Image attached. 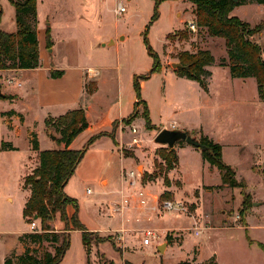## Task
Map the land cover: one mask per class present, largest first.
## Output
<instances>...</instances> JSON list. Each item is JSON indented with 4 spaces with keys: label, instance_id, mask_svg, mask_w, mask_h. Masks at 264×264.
<instances>
[{
    "label": "rangeland",
    "instance_id": "1",
    "mask_svg": "<svg viewBox=\"0 0 264 264\" xmlns=\"http://www.w3.org/2000/svg\"><path fill=\"white\" fill-rule=\"evenodd\" d=\"M117 1L123 2L126 7V12L120 16L114 15L112 10ZM12 6L9 5L8 0H0L5 29L10 27L13 16L15 19V8ZM36 9V20H39L43 30L45 28L51 30L49 33L51 32L52 38L57 39L55 40L57 46L69 38L71 47L76 52L80 51L73 60L55 56L54 60L62 65L72 61L95 65L99 59L90 52L92 45L96 44L100 38L116 36L117 33L126 37L119 46L120 68L124 70L126 65L130 64L131 69L135 68L137 76L145 75L152 66L153 59L149 50L157 55L160 69L162 64L172 69L169 62H177L178 54L184 50L209 49L215 59L214 65H219L222 58L226 59V49L223 43L216 39L217 37L209 36L204 28L197 26L195 30L188 28V23L195 20L194 15H191L193 5L188 1L36 0ZM237 11L239 19L249 22L251 27L263 22V28L253 34L252 40L261 46V55L264 58V9L249 4L239 7ZM131 55L130 62L128 56ZM114 57L116 58V55ZM114 57L107 60L111 66L115 65ZM215 69L212 84L217 86L215 98L218 101V113L222 124L219 130L223 134L225 143L229 140L239 142L236 153L230 146L225 145L224 158L234 168L237 181L242 180L246 186L245 181L240 178L242 177L247 180L250 187L255 184L254 190L249 194L246 188H229L223 196L228 202H224L220 194L215 196L216 204L221 208L224 207L230 217L226 222L227 227H221L217 218L208 219L203 216L204 209L196 199L200 197L198 193L200 191L194 190L195 188L203 189L205 204L208 207L211 197L207 194V190H212L216 186H202V183H218L220 180L218 173L209 172V167L203 168L189 155H181L179 162L177 158L174 165L176 170L170 173V170H162L159 164L164 163L157 153L159 149L168 147L156 143L154 145L153 132L146 128L144 118L140 115L142 108L139 105L138 115L131 124L136 126L137 133L143 138V142L138 147L122 149L125 158L121 161L113 160L111 184L115 180V186L119 185L123 170L128 171L135 165L138 172H142L144 167L148 168L149 171H143L144 181H150L148 184L154 188L156 185L153 182L156 183V179L159 178L163 186H172L173 189L169 191V200L183 202L187 212L171 211L159 215L152 214L151 220L139 224L142 227L152 228L157 235L151 238L148 245L143 244V233L139 230L125 235L122 248H119L116 242H110L114 241L112 235L96 232L88 233V244L84 246L81 231L73 229L70 231L69 246L58 264H178L181 261L204 263L212 256L216 257L219 264H264V255H261L259 248L248 246V236L264 242V206L256 208V213L249 215L245 208L243 209L242 202L239 205L241 197L243 198L240 194L242 191L248 194L249 202L254 198L259 202L264 197L262 194L264 190V98L258 87L256 92V82L253 78L231 79L227 78V68ZM160 71L151 73L143 80L145 81L143 90L140 85V98L147 106L148 118L152 126H155L160 118L168 117L169 112L166 107H171L175 92L178 93L180 90L179 86L172 83L168 71ZM125 79L126 75L122 71L120 79L122 86ZM87 83L90 84L89 87L94 85L92 82ZM132 92L136 99L133 83ZM124 93L123 98L127 100L129 93ZM123 111L127 113L128 107H124ZM130 125H125L123 130L120 129L124 141L131 138V133L128 131ZM46 132L53 134L56 138L58 136L52 129L46 128ZM189 132L192 136L195 135L194 132ZM17 144L20 147L19 158L14 159L12 155H0V210L8 212L14 225L26 228L27 222L20 217L19 204L27 192L22 190L19 184L20 177L24 173L20 159L24 158L27 149L25 142L18 140ZM182 144L190 145L185 141H178L175 145ZM151 148L155 149L151 150ZM194 148L200 153L198 148ZM138 152H143L141 157L136 156ZM203 162L207 164L204 160ZM177 173L181 174L180 177L185 181L183 190ZM165 176L169 180V186L164 183ZM261 184H263L262 187ZM88 188L90 193L85 192ZM66 190L76 199L77 217L79 216L78 219L84 227H98L99 224L94 223L97 213L95 211L99 206L105 210L104 204L110 196L103 195L96 182H80L75 179L69 181ZM231 191L234 195L233 201L230 200ZM7 196L12 198L11 203L5 200ZM67 216L69 217L70 214L67 213ZM242 216L248 222V231L237 226L243 223ZM50 224L56 231H61L63 228L58 215ZM27 229L31 230L29 223ZM8 242H10L9 239L6 243ZM27 244L30 252L38 256L43 250L53 253V248L48 243H44L41 247L37 243L28 241ZM158 244H164L162 252L157 248ZM24 248L18 241L13 253L22 254ZM16 260V256H12V261Z\"/></svg>",
    "mask_w": 264,
    "mask_h": 264
},
{
    "label": "crops",
    "instance_id": "2",
    "mask_svg": "<svg viewBox=\"0 0 264 264\" xmlns=\"http://www.w3.org/2000/svg\"><path fill=\"white\" fill-rule=\"evenodd\" d=\"M126 1L130 2L131 0ZM249 4L257 5L264 9L263 4L245 3L235 6L231 10L230 15L240 18L237 13L238 8ZM9 5H11L10 2ZM112 10L114 13V7ZM191 15H193V13ZM180 21L182 22L183 18L180 19ZM3 23L4 21L2 12L0 19V29L6 32L16 31L17 26L14 16L10 21L9 28L5 29L3 27ZM46 29L47 28L43 30L41 28L39 20L37 19L36 35L38 42V54L40 58L39 67L30 69H0V145L2 142H5L11 144V146L14 147V149L0 148V155H12V158L14 159L19 158L20 147L17 144L18 140L25 142L24 145L27 149V152L24 153V158L20 159V162L23 164L24 173L23 176L20 177L21 183L19 185L21 186L22 190L27 192V195L19 204L20 217L24 219L22 216V208L29 196V189L23 187L24 177L29 174L31 170L38 164V151L32 148L31 141L33 139L37 141L38 150L63 148L64 145L62 143L58 144L56 142V137L55 139L50 138L49 134L46 132L44 120L48 116L57 117L68 110L81 107L84 109V114L86 120L90 124V127L80 132L72 140L68 148L80 149L91 136L100 132H104L105 134L95 139V141H93L88 146L80 163L74 171V174L64 186V192L70 196L66 189L71 179H75V181L77 180L80 182L98 183V186L101 188V193L110 197L106 199L107 201L104 204L105 210L99 206V208L95 211L97 213L95 214L94 223L99 224L98 227L85 228L89 232L112 235L114 242L117 243V246L122 248L126 234L135 233L139 230L141 231L143 228H149L142 227L139 224L149 221L153 218L152 214L154 213L150 207L155 203V200L159 198L160 193H162L163 190L171 191L173 189L172 186H163L162 182L159 181V178L156 179V183L153 182L156 185L153 188L150 184H148L150 181H144L143 171H149L147 170L148 168L146 169L144 167L142 172L136 171V176L139 183L143 186L142 188L144 191L149 194L148 207H139V203L133 195L130 198V206L123 209L121 213H112L108 207L112 201L118 200V192L120 190L127 194H131V192L126 188L122 177L118 186H115V180L114 183L111 184V182H113V160L118 159L121 161V159L125 158L122 154V149H126V144L130 140L124 141L122 139V132H120V129L123 130L125 125H130L135 120L133 119L129 124L125 125L122 121L133 112L134 103L136 101L132 92V80L133 76L136 75L137 72L135 71V68L131 69L130 64L128 66L126 65V68L122 70L120 68V60L118 58L119 46L126 40V37L120 33H117L116 36L100 38L96 44L92 45L90 52L94 53L99 59L93 66L81 62L75 63L74 61L66 65H62L59 61L54 60L55 56H63L67 59L73 60L79 55L78 53H80V51L78 50L76 52V50L71 47L69 44V38H66V41L62 40V44L57 46V43L55 42L57 39L52 38L51 32L49 33L50 46H48L46 39ZM216 39H218L220 43H223L224 45V40L222 38L217 37ZM114 55H116V58ZM113 57L115 58V65L111 66L109 63H107V60L108 58ZM128 60L131 62L132 55L128 56ZM172 63L173 62L171 61L169 62L170 65ZM215 68H227V78H236L231 77L228 66L214 65L213 63L212 65L206 67V69L210 71V76L206 79V85L204 88L203 84H200L194 80L180 77L177 75L173 67L170 69L162 64L160 72L168 71L170 73L172 83L174 82L173 84L179 86L180 90L178 93L175 92L171 107H166V110L169 112L168 117L164 119L160 118L156 125L151 129L153 132L152 138L154 139L156 133L162 128L188 132L191 131L195 132V135L197 134V136L205 135L214 142L221 145L223 161L232 169H234L224 158L225 145L230 146L231 150L236 153L239 142L229 140L226 141L227 143H225L223 134L219 130V126L222 124L220 123V115L218 113V101L215 98L217 86L212 84L213 73L214 70H216ZM50 69L62 70L63 73L60 77L52 78L48 74ZM89 69L97 70V75L92 76L90 73H88ZM122 71L124 75H126L124 86L121 85L120 81ZM87 82H92L95 85V90L92 93H88L86 91L85 85ZM144 82L145 81H140L142 90L144 87ZM255 86L257 92V84ZM124 92L127 94L129 93L127 100L123 98L125 94ZM257 99L259 98L257 97ZM124 107H128L127 113H124ZM113 122H117V127L114 129V131H112ZM117 129H119V131ZM141 139L143 142L142 137ZM153 149L155 148H151V150ZM174 151L178 158V162L181 155L192 156L202 165L203 168L205 166L209 167V172L218 173L220 178L218 169L215 167L211 168L209 165L205 164L200 153L194 147L187 144H182L179 146L175 145ZM142 153L143 152H138L136 156L141 157ZM136 167L137 166L135 165L132 169L136 170ZM173 170H176V168L170 170L169 173ZM177 176L180 179L183 190L185 181L182 177H180L181 174L178 175L177 173ZM240 178L246 183L245 188L247 193H252L255 188V184L251 185L250 187L245 178ZM262 185L263 184L260 186L262 187ZM202 186H221L217 188V190L216 188L207 190V194L211 197V202L207 205L208 207H206L205 204V192L203 189L201 190L199 188H195L194 190L200 191L198 192L200 197H197L196 199H198L202 205V209H204L203 216L208 219L217 218V222L221 224V227H227L226 222L228 219H230V217L226 213L224 207L221 208V206L216 204L217 201L215 196L220 194L223 197L230 187L222 184L221 179L216 184L208 182L206 184L202 183ZM157 187L158 189H156ZM230 194V200L233 201L234 195L232 191ZM262 194H264V190L262 191ZM241 199L239 201V205L242 202ZM5 200L8 203L12 202V198L10 196H7ZM223 200L224 202H228V200L224 197ZM250 202L252 208L250 206L246 211L249 215H253L256 213V208L264 206V197L259 202L256 201L255 198L251 199ZM260 203L261 205H259ZM66 211L71 215L73 212L72 206H68ZM242 219L243 223L237 226L248 231V222L246 221V218L244 220V216H242ZM27 227L28 222L26 223V228H19L18 226L14 225L8 212H6V210L4 211L3 209L0 210V264H3L4 258L13 252L16 244L19 241L18 237L24 233L30 232ZM8 239L10 242L6 243ZM259 243L264 245V242L248 236V246H257L261 255H264V249L260 248L258 245ZM216 262L219 264L218 261Z\"/></svg>",
    "mask_w": 264,
    "mask_h": 264
},
{
    "label": "trees",
    "instance_id": "3",
    "mask_svg": "<svg viewBox=\"0 0 264 264\" xmlns=\"http://www.w3.org/2000/svg\"><path fill=\"white\" fill-rule=\"evenodd\" d=\"M15 8V32H6L0 29V69H30L40 66L38 54V42L36 35V0H8ZM193 5L192 13L194 22L198 28H204L211 37H219L224 40L226 49V59L219 61L220 66H228L230 75L236 78L252 77L255 79L258 90L264 98V58H262L261 46L252 40L253 34L263 28L261 23L251 27L248 22L242 21L237 16L230 15L231 10L238 5L245 3L263 4L264 0H185ZM2 9L0 7V19ZM46 39L50 46L49 29H46ZM153 62L148 73L145 75L133 76V89L136 93L134 109L127 118L122 121L129 124L138 115L137 107L140 105L147 129L153 126L149 122L148 109L140 98V81L160 70V62L157 55L149 50ZM177 62L182 66L176 68L178 76L189 80L201 82L205 88L206 79L210 76V71L206 69L214 63V57L207 49H197L194 51L184 50L178 54ZM62 70L50 69L48 74L52 78L62 75ZM86 91L92 93L95 85L91 87L86 83ZM46 128L54 130L58 136L55 139L58 144H63V148L38 150L37 141H31L32 148L37 150L38 164L24 177L23 187L29 189V196L22 208V216L26 222H30L34 216L39 221L41 231H30L18 237L19 242L25 247L22 254L11 252L10 256L4 258L3 264H58L66 249L69 246L70 231L80 230L82 243L88 244V233L84 225L77 217V202L73 197L64 192V186L74 174L88 146L98 137L104 135L100 132L91 136L80 149L68 148L72 140L83 130L90 127L86 120L84 109L79 107L68 110L57 116H48L44 120ZM117 122L112 123V131L116 129ZM188 132V131H187ZM190 134V132H188ZM195 133V132H194ZM191 135V134H190ZM192 136V135H191ZM195 137L204 149H199L202 159L210 166L218 169L222 184L230 188L244 189L246 186L242 180L237 181L233 169L222 159V147L213 142L205 135ZM1 149H14L9 143L2 142ZM164 164L159 167L168 171L174 168L177 156L174 150L161 148L157 153ZM164 183L169 186L167 176ZM211 187V186H209ZM221 186H216L219 188ZM243 209L246 211L251 202L248 194L241 192ZM169 191H164L159 195L160 200L169 199ZM72 206L73 212L68 217L66 209ZM63 223L61 231H56L51 227V221L55 216ZM28 242L37 243L41 247L48 243L53 248V253L43 250L38 256L30 252ZM114 242V241H110ZM264 249L262 243L258 244ZM12 256H16V261H12ZM178 264H217L215 257H211L204 263L181 261Z\"/></svg>",
    "mask_w": 264,
    "mask_h": 264
},
{
    "label": "built area",
    "instance_id": "4",
    "mask_svg": "<svg viewBox=\"0 0 264 264\" xmlns=\"http://www.w3.org/2000/svg\"><path fill=\"white\" fill-rule=\"evenodd\" d=\"M126 11V7L124 6V3L121 1H117L114 6V14L116 16H120ZM188 28L191 30H195L196 24L195 22H189ZM88 73H90L92 76L97 75V70H88ZM129 132L131 133V138L129 142L126 144V149H132L133 147L140 146V143L142 142V139L140 135L137 133V128L135 125H130L128 128ZM121 177L123 182L126 185V188L131 192V194H127L124 191L120 190L118 200L112 201L108 207L111 210L112 213H118L122 212L123 209L127 208L131 204L130 198L135 196L139 203V207L146 208L148 207V199L149 194L144 191L142 188L143 186L139 183L137 176H136V170L130 169L128 171L123 170L121 173ZM87 193H90V189L88 188L86 190ZM152 212L155 215H159L166 212L176 211V212H187L186 206L181 201H174L169 199L160 200L159 198L155 200V203L150 207ZM30 231H41L39 226V221L36 219H32L29 222ZM143 233V244L148 245L150 244L151 238L157 235L155 234V231L152 228H144L142 230ZM196 233H199V231H196Z\"/></svg>",
    "mask_w": 264,
    "mask_h": 264
},
{
    "label": "water",
    "instance_id": "5",
    "mask_svg": "<svg viewBox=\"0 0 264 264\" xmlns=\"http://www.w3.org/2000/svg\"><path fill=\"white\" fill-rule=\"evenodd\" d=\"M233 1L236 2L238 0H233ZM171 66L175 69L185 67L182 66L179 62H173ZM200 84L202 83L200 82ZM49 136L51 139H55V136L53 134L50 133ZM153 141L158 145L167 146L171 150H174V146L178 141H185L186 143L196 148L204 149V146L195 137L191 136L187 131L176 130V129H168V128L160 129L154 136ZM34 219L37 220V217L34 216ZM163 246L164 244L157 246V248L162 252Z\"/></svg>",
    "mask_w": 264,
    "mask_h": 264
}]
</instances>
